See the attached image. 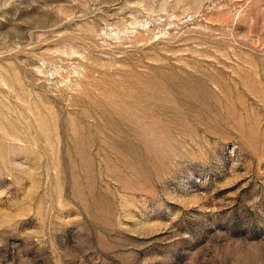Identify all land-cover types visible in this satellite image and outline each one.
Masks as SVG:
<instances>
[{"label": "rangeland", "instance_id": "rangeland-1", "mask_svg": "<svg viewBox=\"0 0 264 264\" xmlns=\"http://www.w3.org/2000/svg\"><path fill=\"white\" fill-rule=\"evenodd\" d=\"M0 264H264V0H0Z\"/></svg>", "mask_w": 264, "mask_h": 264}]
</instances>
